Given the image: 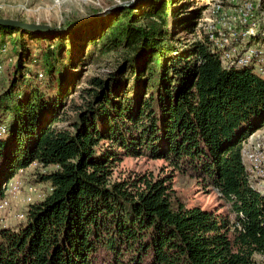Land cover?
Listing matches in <instances>:
<instances>
[{"label": "trees", "instance_id": "obj_1", "mask_svg": "<svg viewBox=\"0 0 264 264\" xmlns=\"http://www.w3.org/2000/svg\"><path fill=\"white\" fill-rule=\"evenodd\" d=\"M190 1H139L69 31L0 24L14 59L0 92V199L32 163L51 186L24 223L0 227V264L264 263V194L242 153L264 126V59L262 70L238 62L252 44L241 47L243 17L226 42L217 30L179 36L206 7ZM253 12L255 41L264 24ZM96 60L112 68L83 83ZM125 157L169 170L114 175ZM176 173L213 189L226 210L188 206Z\"/></svg>", "mask_w": 264, "mask_h": 264}, {"label": "rangeland", "instance_id": "obj_2", "mask_svg": "<svg viewBox=\"0 0 264 264\" xmlns=\"http://www.w3.org/2000/svg\"><path fill=\"white\" fill-rule=\"evenodd\" d=\"M123 1L128 0H0V17L50 24L53 26H68V23L71 24L85 17L91 16L95 18L107 15L113 11V9L106 11L108 8ZM216 1L219 0L190 1L188 3L190 8H196L203 4H206V7L203 9L201 17L197 20L193 31L189 33L179 32V36H186L187 40L191 38L198 39L196 35L197 28L217 30L222 31V34H220L222 37L221 39H224L223 41L226 42L227 38L234 36V26L237 27V25H242V15L241 13L239 14V10L236 11L234 9L235 5L238 4L240 6L246 1L253 2V10L257 8L256 12H253V20L257 22L259 20L260 23L264 24V0L260 4V0H234L236 2L229 0L232 4H229V2L227 3L225 0L221 8L217 5ZM240 10L243 12V9ZM93 11L97 12L94 13ZM91 12L93 13L91 14ZM183 14L184 13H182V15ZM259 14H261V16ZM229 26L233 32H230ZM255 26L249 25L248 34L243 37L244 40L241 43V47H245L248 43L252 44L245 47L248 48L241 56H249L250 60H248L247 63L250 65L252 62H255V67L257 66V69L260 70L261 65L259 63L264 59V31H262V39L260 40L255 39V41H253V38H247L255 32ZM178 30L181 31V27H178ZM6 48L7 46L5 45L0 47V92L9 84L10 71L12 68L11 64L14 62V59L11 58L12 52H9L8 48L6 51ZM226 51L230 54L231 58L234 54V50ZM111 68L112 64L107 63L105 60H96L85 67L81 81L84 83L85 77L90 75H102ZM257 69L255 70L260 72ZM1 132L0 130V133ZM248 140H253L255 144L256 142H260L263 144V148L257 151L249 149L248 156L245 157L246 164L249 166L250 163L255 162L258 164L260 171L264 172V126L247 137V141L243 143L245 149H247V146L250 144ZM164 166L166 165L162 160H149L144 157H125L115 167L114 175L121 176L129 171L153 170L157 172L160 171L161 168H164ZM51 168L52 167H49L47 170ZM168 170L169 168L166 166L165 172ZM40 171V167L32 163L24 170L19 169L16 171L14 176L6 182L8 185L5 188V195L2 198H6L8 205L0 212L1 228L24 223L26 210L29 208V204L39 202L51 191L49 183L38 180ZM173 187L176 189L181 200L188 206H199L207 210L218 208L222 211L227 208L224 200L221 199L213 189L187 175L176 173L173 177ZM256 188H258L259 191H264L263 187L260 188L256 186ZM253 264L264 263L259 255H255Z\"/></svg>", "mask_w": 264, "mask_h": 264}, {"label": "bare ground", "instance_id": "obj_3", "mask_svg": "<svg viewBox=\"0 0 264 264\" xmlns=\"http://www.w3.org/2000/svg\"><path fill=\"white\" fill-rule=\"evenodd\" d=\"M227 1H229V0H227ZM230 1L236 2L234 0H230ZM216 2L219 3V1H216ZM237 5L238 4L235 5L236 10L240 11L239 13H241V15L243 17V20L246 21L247 23H249L250 26L251 25L255 26L254 22H251V18H250L251 14L253 12V9H254L253 2L252 1H246L240 6L239 5L237 6ZM240 9H243V12ZM248 31L249 30L247 29L244 32V35H247ZM222 58L224 60H229L230 54L226 50H224L223 53H222ZM248 60H250L249 56H241V55L238 56V62L241 65H249L247 63ZM260 70H262V69H260ZM246 141H247V139L244 140L243 143H245ZM248 142L250 144L247 146V149H245V147L242 148V153H243L244 159H245V157L248 156L249 149L252 150V151H257V150L263 148V144H261L260 142H256V144L253 142V140H248ZM247 170H248L249 180H250L251 185L253 187H255V188H256V186H259L260 188L261 187L264 188V172L260 171L258 164L255 163V162L250 163L249 166L247 165ZM7 185L8 184L5 183V188H6ZM261 193L264 194V191H261ZM7 205H8V201L6 200V198H1L0 199V212L3 209H5V207Z\"/></svg>", "mask_w": 264, "mask_h": 264}, {"label": "water", "instance_id": "obj_4", "mask_svg": "<svg viewBox=\"0 0 264 264\" xmlns=\"http://www.w3.org/2000/svg\"><path fill=\"white\" fill-rule=\"evenodd\" d=\"M139 1H146V0H128V1H123L120 3H117L108 10H112L118 7L122 6H131L132 4L139 2ZM105 11V12H106ZM104 12V13H105ZM92 17H85L79 20H76L75 22L69 24L68 26H53L50 24H42V23H37V22H28V21H22L19 19H13V18H6V17H0V24L3 25H9V26H14L18 27L21 29L29 30V31H34V32H39V33H50V32H58V31H69L72 30L73 28L79 26L80 24L86 22L87 20L91 19Z\"/></svg>", "mask_w": 264, "mask_h": 264}, {"label": "crops", "instance_id": "obj_5", "mask_svg": "<svg viewBox=\"0 0 264 264\" xmlns=\"http://www.w3.org/2000/svg\"><path fill=\"white\" fill-rule=\"evenodd\" d=\"M12 227V226H11Z\"/></svg>", "mask_w": 264, "mask_h": 264}]
</instances>
